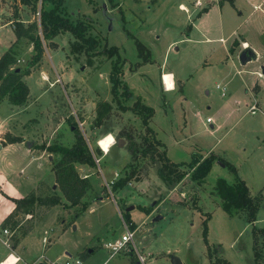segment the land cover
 I'll list each match as a JSON object with an SVG mask.
<instances>
[{
  "label": "rangeland",
  "instance_id": "rangeland-1",
  "mask_svg": "<svg viewBox=\"0 0 264 264\" xmlns=\"http://www.w3.org/2000/svg\"><path fill=\"white\" fill-rule=\"evenodd\" d=\"M199 1L63 0L61 14L85 23L87 35L97 40L96 47L86 51L87 44L70 31L43 41L39 64L23 76L30 90L28 104H33L22 110L7 100L0 103V119L8 120L9 127L16 121L23 123L14 133L21 129L34 149L49 156L34 159L37 155L27 158L9 151L6 159L13 163L9 180L21 183L24 190L35 188L28 194L57 193L61 202L53 207L35 205L32 214L19 215L20 226L14 231L8 228L7 234L0 228L11 247L0 242V261L12 252L21 258L16 264H75L76 260L142 264L139 255L145 257V264H172V257L182 264H264V91L248 94L241 78L249 74L236 71L253 66L264 70V3L255 10L252 2L239 0L234 6L225 0L223 6L217 2L214 11L211 0ZM39 7V0L29 4L0 0V55L15 41L16 21L38 22ZM204 33L215 39L205 42ZM219 37L226 39L232 57ZM240 37L259 51L257 60L254 54L240 63ZM111 46L117 50L112 56L103 51ZM15 51L14 67L24 68L32 43L21 38ZM117 59L120 84L115 101L109 75ZM166 71L176 77L175 90L163 89L161 72ZM171 77L165 76L169 85ZM229 78L232 81L226 84ZM217 84L227 87V97H221L222 87ZM253 97L259 107L255 114L248 112ZM137 98L153 109L148 125L164 145L157 150L165 148L171 162H189L193 154L203 158L214 154L232 164L237 174L215 160L201 183L192 181L190 173L181 180H176V174L165 180L159 172L161 161L145 141L141 117L119 107H131ZM104 100L111 109L95 126L97 102ZM73 121L99 161L94 167L75 164L90 188L78 205L69 206L55 182L53 165L59 155L37 146H70L75 140ZM119 139H123L120 145ZM236 175L244 180L253 201H258L254 221L246 209L232 207L228 213L221 207L216 180L220 177L233 184ZM123 176L131 179L111 191L112 183ZM126 215L136 225L134 241L127 250L110 255L103 243L125 231ZM27 227L31 230L22 236ZM12 256L3 264H14Z\"/></svg>",
  "mask_w": 264,
  "mask_h": 264
},
{
  "label": "trees",
  "instance_id": "trees-1",
  "mask_svg": "<svg viewBox=\"0 0 264 264\" xmlns=\"http://www.w3.org/2000/svg\"><path fill=\"white\" fill-rule=\"evenodd\" d=\"M23 3L29 4V0H22ZM40 7L36 10L39 15V20L32 21L28 25H24L21 21L17 20L14 26L15 41L0 55V102L6 99L10 104L14 106H22L26 103L29 96V87L23 80V76L29 75L33 67L39 64L43 55V41L51 40L58 33L64 31H70L73 36L78 40L87 44L86 51L93 50L97 45V40L87 35V25L82 21L72 22L68 17L61 14V8L63 0H39ZM113 1V0H111ZM225 0H219L218 3L222 5ZM233 5L234 0H227ZM50 4L49 8L45 5ZM203 11H206L204 8ZM21 38H26L32 43V55L28 65L24 68L14 67L17 63L15 42ZM138 46L142 49V44L138 43ZM76 47L75 45L72 48ZM112 56L117 50L115 46L103 50ZM18 68V69H17ZM120 71L119 60L117 59L111 68L109 79L111 82V92L113 99L117 100L119 95L118 85L120 79L118 77ZM130 92L128 91V96ZM122 110L131 109L134 113L138 114L142 123L144 124L147 136L145 141L149 146L153 155L161 161L159 172L165 180L171 179L173 174L176 180H181L188 173H190V179L194 182L201 183L204 177L207 175L211 163L218 160L223 165L228 166L233 173L237 174L236 168L225 161L219 156L210 154L206 157L193 154L189 162H171L166 156V149L161 152L157 150L159 146H164L163 143L154 137L153 130L148 125L149 118L153 112L150 106L145 105L139 98L132 104L131 107H125L119 105ZM111 109V104L107 101H99L96 105V115L94 125L99 126L102 121L107 117ZM71 127L75 136L74 142L70 146H63L59 144H50L45 146L40 144L37 148L41 150H47L59 155V158L53 165L55 174V182L69 206L78 205L81 199L90 188L89 182L85 180L86 177H81L76 169L75 164H85L90 167L96 165L93 151L87 145L85 138L78 128L76 122L71 123ZM150 136V137H149ZM4 139L7 143H14L22 141L19 136H11L5 134ZM129 150L134 153L133 146L129 147ZM179 166H187V171L178 172ZM236 182L228 184L224 178H217L216 185L219 189V193L222 198L221 207L231 213L232 207H237L239 210H247L248 216L251 221L255 220V214L257 211L258 201L254 202L253 197L250 195L247 185L244 180L240 179L236 175ZM131 179L130 176H123L117 178L111 185V191H117ZM0 193H4L0 190ZM15 206L13 210L2 220L0 228H9L14 231L20 226V214H32L34 206L53 207L61 202V196L57 193L50 195H36L34 193L27 194L18 199H12ZM86 204L82 205V211L86 209ZM127 214V213H126ZM125 219L129 222L131 230H135L136 225L130 221L128 216ZM31 230L27 227L22 230V236L27 234ZM255 261L259 259L258 253L253 245ZM224 261V260H223ZM224 264H229L224 261Z\"/></svg>",
  "mask_w": 264,
  "mask_h": 264
},
{
  "label": "crops",
  "instance_id": "crops-1",
  "mask_svg": "<svg viewBox=\"0 0 264 264\" xmlns=\"http://www.w3.org/2000/svg\"><path fill=\"white\" fill-rule=\"evenodd\" d=\"M219 0H211V6H213V9H214V11H216L215 10V4L218 2ZM238 1L239 0H234L233 1V4H234V6H235V4L236 3H238ZM243 1H245V2H247V1H249L250 3L252 2V4H253V8L254 7H258L259 6V9L258 8H254L255 10H260L261 9V7H262V5H263V3H264V0H261V1H256V0H243ZM224 3H226V1H223L222 2V4H224ZM179 6H183V8H185L186 9V12H188V8L187 7H185V5L184 4H182V3H180L179 4ZM223 6V5H222ZM236 9H238V8H236ZM219 10L221 11L222 10V7H220L219 6ZM208 13H206V14H204V15H207ZM204 15L202 16V17H200L199 18V22L203 19V17H204ZM187 36H189L188 34H187ZM215 39V38H214ZM214 39H212V38H210L209 37V35L207 34V33H204V41L206 42V41H209V40H214ZM217 40H219V42H221L222 44H223V49H224V51H225V53H227V52H230L229 51V48L227 47V45H226V39L225 38H223V37H219V38H216ZM221 39H223V41H221ZM240 40H239V45L237 46V48H238V52L240 51V50H242L243 48H251V50L254 52V54L256 55V60H257V55H258V50L253 46V45H251L248 41H246L243 37H240L239 38ZM225 40V41H224ZM207 43H209V42H207ZM230 54V56L232 57V53L230 52L229 53ZM227 56H229V55H227ZM253 62H255V60H253ZM234 67H235V65H233ZM237 71V73L239 74V75H242V72H247L248 74H249V76H248V78L247 79H245L243 76H242V78H241V81H242V83H244L242 86L243 87H245V90L248 92V94H250L253 90L256 92V93H259L260 95H261V93H263V91H264V71L263 72H261L260 71V68H259V66H253L249 71H247L246 69H237L236 70ZM165 75L166 76V74H169V75H172V81H173V83H174V85L173 86H171V87H169L170 89L169 90H175V87H176V83H175V79H176V77H175V75L173 74V72L172 71H166V73L165 72H161V75ZM232 74H229V75H227V77L229 76H231ZM226 77V76H225ZM225 80H227V79H225ZM180 81V79H178V82ZM230 81H232L231 80V78H229L227 81H226V84H228ZM225 84V85H226ZM162 85H163V82H162ZM219 85V84H218ZM220 87L219 88H221L222 87V89H221V93H220V95H221V97H227V92H228V90H227V87L226 86H223V85H219ZM241 86V87H242ZM163 89L164 90H167L166 88H165V85H163ZM222 91L224 92V94H222ZM30 90H29V96H28V99H27V101H26V103L24 104V105H22V106H15L16 108H21L22 110L23 109H26L27 107H29L30 108V106L33 104V102H32V104H31V102L28 104V101L30 100ZM3 100H6V99H3ZM2 100V101H3ZM229 100V99H228ZM1 101V102H2ZM0 102V103H1ZM253 102H256V104H257V107H258V101H256V98L255 97H253ZM236 103H238V102H236ZM28 104V105H27ZM12 105V104H11ZM27 105V106H26ZM14 106V105H13ZM25 106H26V108H25ZM28 108V109H29ZM259 108V107H258ZM28 109L27 110H24V112H27L28 111ZM209 118V117H208ZM211 120L213 121V119L211 118ZM9 121L8 120H4V119H0V190L4 193V195L2 194V193H0V223L2 222V220L13 210V208H14V206H15V204H14V202H13V200L12 199H18V198H21V197H23V196H25V195H27L30 191H32L33 189H35V188H33V189H25L24 190V188H23V186H22V184L20 183V184H14V183H12V181L11 180H9V177H8V174H9V172H11V168H12V166H13V163L12 162H10L9 160H7L6 159V155H7V153L9 152V151H14L15 153H17V151H18V154H20V155H22V156H26L27 158L29 157V158H33L32 156H34V155H37V156H35L34 157V159H36V158H38V159H40L41 157H43V156H47V157H49L48 155H46L45 154V152L44 151H40V150H36V149H34L32 146H31V141H29L27 138H26V136H25V134H22L21 133V129L19 130V133L17 134V133H14V130L16 129V128H20L21 126H23L24 124L22 123L21 124V122H18V121H16V125L15 126H13L14 124H12L11 125V127H9ZM17 124H19V125H17ZM220 126V124H218L217 125V127H219ZM22 128V127H21ZM17 130V129H16ZM18 131V130H17ZM24 130L22 129V132H23ZM7 133H10V134H12V135H14V136H19V137H21L22 138V141H20V142H14V143H7L6 141H5V139H4V136H5V134H7ZM24 133H25V131H24ZM110 133H107L106 135H104V137L105 136H107V135H109ZM112 135V134H111ZM113 136V135H112ZM101 138H103V137H101ZM100 138V139H101ZM99 139V140H100ZM115 141V140H114ZM100 145V144H99ZM22 146H25V148L23 149L22 148ZM111 147H112V145L109 147V149H108V152H109V150H111ZM29 161H31V159L29 160ZM44 181V180H43ZM40 182H42V180H40V181H38V184H37V186L39 185V183ZM36 186V187H37ZM53 188H54V184H53ZM151 213H152V211H151ZM10 253V252H9ZM8 254V253H7ZM6 254V255H7ZM12 255V254H11ZM16 255V254H15ZM17 256H19V255H17ZM20 257V256H19ZM21 259V258H20Z\"/></svg>",
  "mask_w": 264,
  "mask_h": 264
},
{
  "label": "built area",
  "instance_id": "built-area-1",
  "mask_svg": "<svg viewBox=\"0 0 264 264\" xmlns=\"http://www.w3.org/2000/svg\"><path fill=\"white\" fill-rule=\"evenodd\" d=\"M197 4H201V2L199 0H197L196 2ZM254 8H258V7H254ZM164 75H161V80L163 82V85H165L164 82ZM217 88H219L220 86L217 84L216 86ZM222 94H224V92L222 91ZM258 110L257 104L256 102H253L249 107H248V112H250L251 114H255V112ZM207 121H211V118H207ZM114 143V142H113ZM95 161L96 163L99 161L98 158L95 157ZM3 234H7L8 233V229L4 228L1 229ZM134 236H135V230H131L129 228V226L125 225V231H123L121 233L120 236L113 238L105 243H103V246L110 252V255H115L118 254L122 251L127 250V246L129 243H133L134 241ZM0 242L2 244H4L5 246L10 247L8 239H4L3 236L0 234ZM11 248V247H10ZM11 254L15 255L14 253L10 252L8 253L4 259L8 258ZM20 260V257L15 255V260L14 263L16 264L18 261ZM2 261V260H1ZM0 261V264H2V262ZM139 261L142 264H145V257L142 255H139ZM54 264V263H53ZM59 264H64V263H59ZM65 264H68L67 261L65 262ZM75 264H81V262L79 260H76Z\"/></svg>",
  "mask_w": 264,
  "mask_h": 264
},
{
  "label": "water",
  "instance_id": "water-1",
  "mask_svg": "<svg viewBox=\"0 0 264 264\" xmlns=\"http://www.w3.org/2000/svg\"><path fill=\"white\" fill-rule=\"evenodd\" d=\"M253 57H254V52L250 48H244L243 50H241V52L239 54V61L241 64H245L247 61H249ZM122 142H123V139L118 140L119 145ZM54 187H55V185H54ZM171 262H172V264H182L178 257H172Z\"/></svg>",
  "mask_w": 264,
  "mask_h": 264
},
{
  "label": "bare ground",
  "instance_id": "bare-ground-1",
  "mask_svg": "<svg viewBox=\"0 0 264 264\" xmlns=\"http://www.w3.org/2000/svg\"><path fill=\"white\" fill-rule=\"evenodd\" d=\"M166 75L169 76V74H166ZM163 78H164V82H165V88L169 90V89H170L169 87L173 86L174 83H173V81H172V85H169V84L166 82V80H165V75H164ZM171 80H172V77H171ZM114 140H115V138L113 137V142H114ZM99 142H100V141H99ZM113 142L111 143V145L113 144ZM102 149H103V148H102ZM103 151H104V153L107 152V151L104 150V149H103ZM11 258H12L13 260H15V257H14V256H12ZM5 260H6V259H5ZM5 260H4V261H5ZM4 261H2V264L4 263ZM14 264H15V263H14Z\"/></svg>",
  "mask_w": 264,
  "mask_h": 264
}]
</instances>
